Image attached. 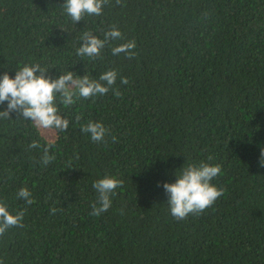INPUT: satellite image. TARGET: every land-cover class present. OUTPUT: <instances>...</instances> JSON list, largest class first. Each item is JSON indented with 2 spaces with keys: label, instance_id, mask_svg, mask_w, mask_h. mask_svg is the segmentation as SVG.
Here are the masks:
<instances>
[{
  "label": "trees",
  "instance_id": "obj_1",
  "mask_svg": "<svg viewBox=\"0 0 264 264\" xmlns=\"http://www.w3.org/2000/svg\"><path fill=\"white\" fill-rule=\"evenodd\" d=\"M63 3L0 0V75L39 64L52 79L98 80L114 69L121 95L67 107L58 96L69 125L50 136L16 112L0 119V201L25 210L0 236V264H264V0H107L76 24ZM112 26L123 39L99 58L76 54L84 32L103 39ZM129 40L133 58L112 54ZM90 120L108 129L102 142L81 132ZM33 140L53 142L47 166ZM202 162L220 165L211 183L224 193L177 220L163 183ZM105 176L123 184L92 216ZM21 187L34 203L17 198Z\"/></svg>",
  "mask_w": 264,
  "mask_h": 264
},
{
  "label": "clouds",
  "instance_id": "obj_2",
  "mask_svg": "<svg viewBox=\"0 0 264 264\" xmlns=\"http://www.w3.org/2000/svg\"><path fill=\"white\" fill-rule=\"evenodd\" d=\"M107 0H64L63 9L76 24L84 20L85 16H99ZM119 3V0H117ZM82 43L76 50L80 57L91 59L99 58L101 50L110 42L123 39L121 31L112 26L104 32L103 39L97 38L91 32L82 34ZM136 47L134 40L120 43L112 48L113 55L123 53L131 59L135 56L133 49ZM48 69L39 64H25L16 70L14 76L7 72L0 75V104L6 102V108L0 110V119H10V113L16 112L19 118L31 121L39 129H54L65 131L68 128L69 120L64 117L57 106V97L64 106H71L76 99H88L90 97L104 96L111 90L119 97L121 93L114 88L118 73L116 70L103 72L99 79H90L88 75H76L73 71L61 73L57 78L52 79L46 75ZM121 84H127L126 77H120ZM77 120L80 118L77 117ZM81 132L90 136L93 142H102L108 133V129L101 122L88 121L81 127ZM115 139V138H113ZM52 141L41 145L39 141L33 140L29 144L30 149H43L40 162L47 166L55 156L50 154ZM209 159H212L209 157ZM260 166H264V148H261ZM68 168H72L70 165ZM221 173L219 164L200 163L189 165L183 168L176 175L174 182H164V191L168 194L167 203L171 215L177 220H184L189 215H199L210 208L224 189L218 188L211 181ZM123 181L115 177L105 176L93 182L92 187L97 196L92 203L90 215L100 216L112 206L111 197L116 194V189L121 187ZM17 198L27 205L34 203L31 191L21 187L17 192ZM56 209H51L55 214ZM25 210H18L14 214L10 212L8 205L0 201V236L10 228L22 226Z\"/></svg>",
  "mask_w": 264,
  "mask_h": 264
},
{
  "label": "rangeland",
  "instance_id": "obj_3",
  "mask_svg": "<svg viewBox=\"0 0 264 264\" xmlns=\"http://www.w3.org/2000/svg\"><path fill=\"white\" fill-rule=\"evenodd\" d=\"M44 133H45L47 136H50V135H51V133H50L48 130H45V129H44Z\"/></svg>",
  "mask_w": 264,
  "mask_h": 264
}]
</instances>
